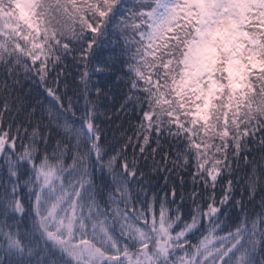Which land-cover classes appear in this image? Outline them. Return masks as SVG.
I'll return each instance as SVG.
<instances>
[{
  "label": "snow or ice",
  "instance_id": "1",
  "mask_svg": "<svg viewBox=\"0 0 264 264\" xmlns=\"http://www.w3.org/2000/svg\"><path fill=\"white\" fill-rule=\"evenodd\" d=\"M0 264H264V0H0Z\"/></svg>",
  "mask_w": 264,
  "mask_h": 264
},
{
  "label": "trees",
  "instance_id": "2",
  "mask_svg": "<svg viewBox=\"0 0 264 264\" xmlns=\"http://www.w3.org/2000/svg\"><path fill=\"white\" fill-rule=\"evenodd\" d=\"M70 162V161H69ZM258 202V201H257ZM251 207V206H250ZM195 242V241H194Z\"/></svg>",
  "mask_w": 264,
  "mask_h": 264
}]
</instances>
